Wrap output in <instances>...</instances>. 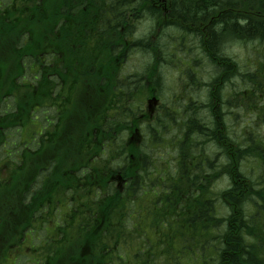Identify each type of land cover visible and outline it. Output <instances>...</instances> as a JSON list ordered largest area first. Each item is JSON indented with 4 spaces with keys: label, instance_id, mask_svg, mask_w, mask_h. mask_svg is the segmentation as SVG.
<instances>
[{
    "label": "flooded vegetation",
    "instance_id": "flooded-vegetation-1",
    "mask_svg": "<svg viewBox=\"0 0 264 264\" xmlns=\"http://www.w3.org/2000/svg\"><path fill=\"white\" fill-rule=\"evenodd\" d=\"M103 1L0 0V13L48 14L58 11L62 16L61 23L44 25L47 33L41 60L27 58L25 61L24 83L31 77L38 80L36 85L25 86L29 108L27 124L13 127L18 133L8 136L18 141L16 146L11 150L0 147V264H19L20 258L28 264H46L47 254L55 249L52 236L57 235L48 233L45 236L47 225L51 226L50 232L58 231L61 224L53 223V219L66 223L69 214L79 212V207L96 205L101 192L109 196L100 184L78 181L85 169V154L91 160L86 166L88 171L95 174L97 170L105 171L99 166V154L91 149L84 152L82 144L83 121L96 120L99 107L109 105L113 117L115 105L122 100L125 111L119 118L111 120L113 126L115 120L123 117L129 127L142 126L154 116L147 110V101L154 94L160 100L154 112L158 121L172 110L179 117H187L184 119L187 125H191V117L211 124L212 108L208 100L214 97L213 110L218 112L217 115L232 120L236 112L240 120L242 118V69L233 54H238L234 49L242 48L239 31L244 25V0H210L208 3L213 6L206 7V14L197 17H183L175 0H109L106 6L96 5ZM154 21H157L158 37L155 66L149 72L146 68L127 74L124 67L137 57L133 51L147 41L139 29L143 23ZM52 29L54 32L50 31ZM71 61L75 64L68 67ZM229 61L235 63V76L229 74L226 66ZM220 66L223 71L219 81L211 86L207 79L211 80L212 67L218 73ZM169 70L174 73L172 86L167 82ZM117 81L123 83L122 88ZM201 91H205L204 96L196 97L195 93ZM234 92L240 99L236 110L228 103ZM116 95L120 98L116 99ZM9 97L12 98L9 108L13 105L14 110H19L20 96ZM133 106L134 114L131 113ZM41 110L42 120L38 114ZM5 112L0 109L1 114ZM107 120L103 117V122ZM37 125L41 126L40 130L36 129ZM21 129L22 132L27 129L29 133H22ZM126 134L127 146L135 135L132 131ZM126 134L121 138L124 139ZM34 138H38L34 149L22 153L16 151L24 141ZM114 141L115 136L110 146ZM25 154L29 166L24 165ZM213 156L224 157L215 144ZM136 160L134 158V162ZM21 174L25 175L26 182L20 181ZM128 180L126 177L120 187L127 186ZM86 189L89 194L84 193ZM31 231L35 233L30 234ZM40 231L45 238L44 244H28ZM65 261L66 256L62 258V264H66Z\"/></svg>",
    "mask_w": 264,
    "mask_h": 264
},
{
    "label": "trees",
    "instance_id": "trees-1",
    "mask_svg": "<svg viewBox=\"0 0 264 264\" xmlns=\"http://www.w3.org/2000/svg\"><path fill=\"white\" fill-rule=\"evenodd\" d=\"M175 2L184 13L183 17L205 15L206 7L213 6L209 5L210 0ZM243 19L244 25L239 31L242 41L264 43V0H244ZM50 31L54 32V29ZM46 33L42 13L9 11L0 14V101L9 96H20L22 99L19 110L0 113V142L9 129L20 123L27 124L29 108L25 86L29 85L22 80L25 61L27 58L41 60L45 54L43 40ZM226 66L228 69L234 66L235 69L231 61ZM253 66L254 70L242 74L241 120L234 112L230 128L226 119L224 121L215 116L218 112L213 110L212 97L208 100L212 108V123L206 125L208 132H203L206 138L200 143L202 150L196 145L199 134L192 126H187L185 137L188 139L180 142L181 150H176L179 155L176 166L156 177L158 171L155 178H151L153 164L149 167L143 165L139 173L130 172L134 177L125 191L106 186L117 174L111 166L112 160L126 152L120 137L126 127L124 120L115 121L113 126L108 120L103 122V117H106L103 114L97 121H83L84 152L91 149L98 153L101 158L99 166L105 171L97 170L96 174L88 171L86 166L91 160L85 154V169L78 176V181L100 184L104 192L115 194L104 196L101 192L96 205L79 207V212L70 214L68 221L58 228L57 235L52 236L55 249L47 254L46 264H62L65 256L66 264H114L116 261L127 264H197L193 253L179 260L165 259L162 237L150 244L145 235L136 229L138 219L131 221L132 225L127 229L125 219L129 208L132 206L133 210H139L141 198L147 191L149 201L146 209L154 216L150 218L155 233L159 226L171 230L178 224L190 227L192 233L202 234L196 238L197 252L211 246L209 252L202 254L204 260L199 264H264V51ZM239 101L235 92L228 99L234 110ZM161 122L166 121L158 122L149 131L154 146L165 142L170 125L176 119L166 122V127L161 126ZM201 126L205 127V124ZM113 136L118 137L114 149L110 146ZM205 139H211L213 143L207 144ZM214 144L224 155L220 166L216 165V157L209 154ZM153 155V152H148L143 157L150 160ZM24 157V165L29 166L28 155ZM224 177L229 184L216 194L214 184ZM24 179L25 175L21 174L20 181L26 182ZM88 192L84 190V193ZM133 213L139 216L141 212ZM77 218L79 221H76ZM139 237L141 241L145 237L144 246ZM127 240L143 246L131 260L127 257L132 255V249L126 250Z\"/></svg>",
    "mask_w": 264,
    "mask_h": 264
},
{
    "label": "rangeland",
    "instance_id": "rangeland-1",
    "mask_svg": "<svg viewBox=\"0 0 264 264\" xmlns=\"http://www.w3.org/2000/svg\"><path fill=\"white\" fill-rule=\"evenodd\" d=\"M148 32L145 28L141 29V34L146 35ZM242 48L238 47L237 49H234V52H237L238 54H233L235 57H237L238 62H240V67L241 69H243V73L245 71H252L254 70V66L253 64L256 63V59L258 58V56L261 55V53L264 51V44L262 43H257V42H250V43H243L242 42ZM137 57H133L124 67V71L129 74L131 73H135V70H140L142 71V68L147 64V62L149 63V61L151 59L146 58V57H140L141 54H136ZM208 72V70H207ZM169 75L168 78L169 80L167 82L168 85L172 86V76H174V73L169 70ZM167 80V79H166ZM179 92V90H178ZM204 92L205 91H201V92H197L195 93L196 97L198 95H202L204 96ZM39 114V118L42 120L43 119V110L38 112ZM244 119V124H245V118ZM41 126L37 125L36 129L40 130ZM29 129V128H28ZM22 132V129L20 130ZM28 130L26 129L24 132L22 133H28ZM240 127L237 126V132L240 133ZM13 147L10 148V150ZM155 153V155H157V157L159 158V163L162 164L163 162H165L168 158H171V153L170 150L167 148L164 149H159V150H155L153 151ZM229 184L228 179H226V177L224 179H221L220 181H218L215 190L217 189H221L224 187H227V185ZM214 190V191H215ZM149 200V193L148 191L145 192L144 196L141 198L140 204H144L143 208L140 209L141 213L140 216L137 218V224H136V229L139 233L141 234H148L146 235V239H148L147 241L151 244V243H156L159 241L158 239V235L162 237V240L164 241V245H163V251L165 254V259H167L168 261L177 259L179 260V258H181L182 256H185L189 253H193L196 255V262L197 264H199L200 262H202L204 260V258L202 257V254H205L207 252H209V250L211 249V246H209L208 248L205 249H201L200 251L197 252V248L196 246V238L200 237L202 234L199 233H192V230L190 229V227H180L178 224H176L171 230L170 229H164L162 226H159L158 228H156V233H158V235L155 233L154 229H152V221L151 220V215L148 211V209H146L145 204L147 203V201ZM2 205V203H0V206ZM140 210H132L135 212H139ZM58 211V210H57ZM59 221V219H53V223H57ZM126 227L127 229H129V227L132 225V222L130 220L126 221ZM51 226L47 225V232L45 233V236L50 233L51 235H56L57 234V230H52L51 232L49 231V228ZM53 227V226H52ZM31 233H35V231H31ZM42 234V231L39 232V235ZM36 234V236L34 237V239L32 240V242L28 243L30 245H35L36 243L38 244H44V236ZM143 241L145 240V237L142 238ZM141 241V238L139 237V242ZM143 241H141V245L144 246V244L142 243ZM125 245V244H124ZM139 247V244L136 241H130L127 240L126 242V250H130L135 254H137V252L139 251V249H142V247ZM123 248V246H122ZM121 248V249H122ZM203 250V251H202ZM129 260L132 259V255H128L127 256ZM134 258V256H133ZM142 258L139 259V261L141 262ZM125 261H127V259H125ZM186 262V261H185ZM19 264H28L27 260H22L20 258ZM114 264H127V262L124 261H116Z\"/></svg>",
    "mask_w": 264,
    "mask_h": 264
},
{
    "label": "bare ground",
    "instance_id": "bare-ground-1",
    "mask_svg": "<svg viewBox=\"0 0 264 264\" xmlns=\"http://www.w3.org/2000/svg\"><path fill=\"white\" fill-rule=\"evenodd\" d=\"M19 1H22V0H19ZM101 1H103V0H101ZM215 1L217 2L218 0H215ZM108 3H109V0H104L103 2L97 3L96 5L98 7H102V6L108 5ZM0 14H3V13H0ZM43 15H44V25L47 24V23H61V17L62 16H61V14L58 11H51V12H48V14L43 13ZM143 24L144 25H143L142 28H145L147 30V32H148L145 35L147 41L145 42V44L141 48H138L137 50H134L133 54H141L140 56L151 59L149 61V63L147 62V64L142 68V71H145V69L147 68V71L149 72V70L152 67H154L155 64H156L155 58H156V52H157V49H158V45H156V43L158 44L157 21L143 23ZM142 28L139 29V32H141ZM16 30L17 29H15V31ZM165 32L166 33H170L169 30H165ZM74 64H75V61H71L68 64V67H71ZM137 70H136V73H137ZM218 71L219 72L217 73L216 70L212 67L211 74H210L211 80L207 79L208 82L210 81V85H212L213 83L215 84L216 82L219 81V74H220L221 71H223V68L222 67H221V69L219 68ZM229 74L235 76L236 70L235 69H229ZM215 76H217V78H215ZM214 80H215V82H214ZM25 83L28 84L29 86H32V85H36L38 83V80L37 79H32V77H31V78H28L25 81ZM214 84L212 86H214ZM29 86H26V88H28ZM5 99H6L5 103L0 101V109L6 110L7 112H9V111L14 112L15 110H14V106L13 105L9 108V102L11 101L12 98L11 97H6ZM215 116H218L219 119H224V121H225V119H227L226 121H227V123L229 125L232 122V120H230V119H228L226 117H222V116H220V114L219 115H215ZM191 118H192L193 121L190 124L193 127V130L196 131V133L199 134L198 135L199 139L197 140V143H196V145L198 144L197 148L199 150H202V148L200 147V143H201V141L204 138H206V135H204L203 132H206V131L208 132L207 126L202 127L201 126L202 123L198 119H196L194 117H191ZM161 126L166 127L167 126L166 122H161ZM192 127H191V131H192ZM170 128L175 132V134L169 140V144H170V146L173 149L181 150L180 142L181 141L185 142V140L188 139V138L185 137V129L180 123H176V122H173V124L170 125ZM17 133L18 132H16L13 128L9 129L7 131V134L4 135L6 137H4L3 140L0 142V147L2 149L3 148L9 149L11 147L16 146V142H18V141L13 139L12 137H8V136H12V135H15ZM205 142L207 144L213 143L211 141V139H205ZM37 144H38V138H34L32 140L24 141L22 146L20 148H18L16 151H18V153L19 152L22 153V152H26V151L32 150V149H34L37 146ZM24 159H25V157H23V160ZM222 160H223V158L216 157V159H215L216 165L220 166V163L222 162ZM151 217L154 218V216H151Z\"/></svg>",
    "mask_w": 264,
    "mask_h": 264
},
{
    "label": "water",
    "instance_id": "water-1",
    "mask_svg": "<svg viewBox=\"0 0 264 264\" xmlns=\"http://www.w3.org/2000/svg\"><path fill=\"white\" fill-rule=\"evenodd\" d=\"M152 102H155V100H151V103H152Z\"/></svg>",
    "mask_w": 264,
    "mask_h": 264
}]
</instances>
